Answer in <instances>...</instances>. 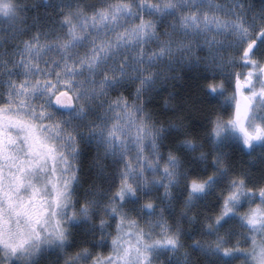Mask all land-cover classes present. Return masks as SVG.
<instances>
[{
	"label": "snow or ice",
	"instance_id": "obj_1",
	"mask_svg": "<svg viewBox=\"0 0 264 264\" xmlns=\"http://www.w3.org/2000/svg\"><path fill=\"white\" fill-rule=\"evenodd\" d=\"M197 257L264 264V0H0V264Z\"/></svg>",
	"mask_w": 264,
	"mask_h": 264
},
{
	"label": "trees",
	"instance_id": "obj_2",
	"mask_svg": "<svg viewBox=\"0 0 264 264\" xmlns=\"http://www.w3.org/2000/svg\"><path fill=\"white\" fill-rule=\"evenodd\" d=\"M194 75V73H188L185 77V81H181L178 83V87L182 86L186 81L189 83H192L191 77ZM203 115V114H202ZM231 159L233 163L236 165L237 169H250L255 170L259 168V162L255 165L249 163V157L246 155H242L239 152L233 153L231 156ZM198 264H210L208 260H206L204 257H197Z\"/></svg>",
	"mask_w": 264,
	"mask_h": 264
}]
</instances>
